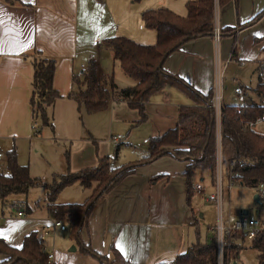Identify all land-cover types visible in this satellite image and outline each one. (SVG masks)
Returning a JSON list of instances; mask_svg holds the SVG:
<instances>
[{"label":"crops","instance_id":"1","mask_svg":"<svg viewBox=\"0 0 264 264\" xmlns=\"http://www.w3.org/2000/svg\"><path fill=\"white\" fill-rule=\"evenodd\" d=\"M113 1L119 6L117 21L119 27H124V35L141 43L156 42L154 31L142 33L136 28L137 13L131 7L130 0ZM95 2L97 1L0 0V149L3 147L7 154L16 147L18 162L28 165L33 177H39V165L33 159L36 153L33 146V109L30 104L33 70L30 60L24 54L36 48L57 60L54 86L62 97L48 111L65 121L78 109L76 102L68 98L72 89V77L86 68L90 58L97 60L101 74L114 75L115 67L118 66L123 73L116 75H127L114 62L111 51L103 54L100 48L101 38L109 37V31L104 28L102 36L103 31H100L94 40L87 38L90 32L87 26L93 17L92 8L98 10ZM121 8L124 10L120 11ZM217 11L220 30L222 27H235L234 34H226L217 53L214 47L221 38L217 39L213 34L183 44L164 63L167 71L180 76L205 94L213 90L216 76L225 75L231 63L249 65L256 77L258 67L264 61V13L259 16L264 11V0H239L237 3L231 0L222 6L218 5ZM96 39L98 42H95ZM234 44L237 47L235 57L232 56ZM94 45L95 49H92ZM88 49L94 51L93 55ZM110 59L112 66L108 67ZM125 81L127 86L135 84L131 77ZM117 84L126 87L119 82ZM223 86L225 88L224 81ZM241 86L246 87L247 84H240ZM240 87L235 88L236 93L241 92ZM249 87L252 89L246 90L245 98H257L264 103V97L260 99L253 91L254 87ZM115 100L103 111L109 110L112 131L114 128L124 129L128 134L126 140L134 149L144 142L149 144L152 136L174 128L178 122L179 107L194 102L178 86L167 84L150 97L146 105L147 119L132 125L140 118L138 109L130 107L126 101ZM112 136L114 134L110 133L108 140ZM135 136L140 140L135 139ZM94 140L92 136L77 148L71 146L66 153L64 170H61L65 173L57 170L58 172H53V177L95 167L100 158L111 157L106 150L110 148V144L102 142V146L98 144L95 149L91 144ZM147 152L148 149L146 153L131 158L127 163L143 159ZM0 170L4 172L1 167ZM187 170V161L172 155L140 164L95 205L80 231V243L73 238L68 224L67 231L53 226L51 208L47 205L48 201L45 202L47 193L35 205L16 203L15 210L6 212L7 199L5 203L0 202V238L9 246L21 248L32 232L40 234L49 230L43 243L47 246V251L53 253L51 262L54 264H101L97 257L83 250L85 247H91L99 255L106 256L111 264L172 262L199 238V220L196 206L192 202L198 184L194 186L192 171L189 177ZM188 180L191 190H194L190 198L187 191ZM74 187L82 188L79 183L68 185L50 203H82L62 201L64 190ZM19 211L24 214L19 215ZM39 241L38 237V243ZM120 244L127 248V256L117 247ZM73 246L76 247L75 250H72ZM117 254L124 259V263L116 260ZM7 257L0 253V262Z\"/></svg>","mask_w":264,"mask_h":264},{"label":"trees","instance_id":"2","mask_svg":"<svg viewBox=\"0 0 264 264\" xmlns=\"http://www.w3.org/2000/svg\"><path fill=\"white\" fill-rule=\"evenodd\" d=\"M132 1L138 3L142 0ZM229 1L231 0H218V3L222 6ZM234 1L237 3L239 0ZM263 13L264 11L259 16ZM214 14L215 0H189L186 2L185 15L164 6L146 9L142 12L141 18L146 28L156 32L155 43H139L126 35L103 38L100 46L110 50L114 62L135 80L133 86L120 87L112 75L101 74L95 58H90L86 68L72 77V89L68 98L76 102L79 112L82 110L88 113L101 112L107 109L113 100L120 99L126 101L130 107L138 109L140 118L134 124L147 119L146 105L150 97L167 84L178 86L193 99V104L179 107L178 122L174 128L150 138L148 152L143 159L124 164L112 174L107 169H100L101 163L107 165L111 161L110 156H104L95 167L60 174L54 177L52 183L44 184L41 178L31 175L28 165L18 162L17 149L13 147L6 154L7 173L0 170V202L5 203L10 196L26 195L31 188L46 185L48 189L45 202L48 201L51 215L68 224L73 238L80 243V231L87 223L95 205L140 164L149 163L164 155H172L187 161L189 177L195 168L210 169L214 175L217 139L214 111L210 104L214 87L209 93H202L180 76L164 68L167 57L179 50L183 44L214 34ZM234 32L235 27H222L220 34ZM235 44L233 57L236 55ZM24 56L30 60L33 70L30 104L35 129L38 122L52 125V117L48 115V110L62 97L54 86L57 60L36 48ZM256 77L257 84L253 91L261 99L264 97V61L259 65ZM243 88L252 89L249 86L242 87V90ZM260 121H264L262 102L223 104L220 152L223 175L229 182L254 189L260 185L264 186V134L255 129ZM37 133H40V130L37 129ZM119 148L118 145L116 153ZM74 183H79L82 187H90L96 183L98 190L82 203L56 205L50 203L66 186ZM187 184L190 198L189 180ZM259 196L258 202L264 206V192ZM38 237V233L32 232L26 237L21 248L9 246L0 238V253L8 256L0 264H54L49 261L48 252L40 248ZM199 238L184 253L177 255L174 261L161 264H218L215 231L210 228L206 241ZM247 239L246 234L241 231H230L225 234L223 264L240 262V253ZM249 245L256 250L259 263L264 264V234L261 233L249 240ZM83 250L97 257L101 264H111L106 256L99 255L91 247H85ZM116 260L125 262L119 254Z\"/></svg>","mask_w":264,"mask_h":264},{"label":"rangeland","instance_id":"3","mask_svg":"<svg viewBox=\"0 0 264 264\" xmlns=\"http://www.w3.org/2000/svg\"><path fill=\"white\" fill-rule=\"evenodd\" d=\"M96 1L97 2L95 3L98 7V10L95 7L92 8L93 17L90 19V22L87 26L88 32L90 31L87 34V38L94 40L100 31H103L101 32L102 36V34H104V28L110 32L109 37L124 35L122 33L125 31L124 27H119L117 21V17L119 15V6L116 4V2L113 0ZM130 1L131 7L136 9L137 13L136 28L138 31L146 33L145 31L154 30H149L143 25L144 23L142 21L141 15L144 10L164 6L174 10L179 14H185L186 2L188 0H142L138 3H134L132 0ZM123 10V8L120 9V11ZM134 12L135 11H132V13ZM131 16L133 17L134 15L131 14ZM95 31H97V33ZM154 33L156 32L154 31ZM225 37L226 35L220 36L221 40L214 47L215 53L221 49L222 41L225 39ZM102 39L103 38H101V41ZM97 40L98 39H96L95 42H98ZM100 48L103 51V54L106 51L110 53V50L101 46ZM92 49H95V45ZM89 51L93 55L94 51ZM111 61L112 60L110 59V62H108V67L112 66ZM116 73H123L118 66L115 67V72L112 76L115 78L117 83L119 82L121 86H127L125 85V79H128L129 76L124 74L116 75ZM220 76L225 84L224 103H249L252 100L259 102L257 98H245L244 93H246V90H244V88L242 90V87L244 86H241L240 93L235 92V88L240 87V84H247V86L249 85L252 87L256 86V77L254 74H252L249 65L241 66L237 63H231L226 70L225 75ZM48 115L52 117L53 124L49 125L43 124L41 122L37 123L36 129H34L33 140V146L36 153L34 155L32 154L34 162H38V176L41 178L44 184L53 182V172H58L57 170H64L67 150L69 151L71 146H73V148H77L78 146L82 145L87 138L90 139L92 136L95 139V144L93 142H91V144H93L95 149H97L98 144L102 146V142H108L110 144V148H107L106 150H108L107 154L111 155V161L107 165L105 163H101L100 169H107L109 173L112 172V174H114L122 165L129 162L131 158H136V156H139V154L141 155L144 152L146 153L148 149L149 144H146V142H144L142 146L140 144L139 147L135 149L132 146L130 147L128 140H126L128 134L124 132V129L114 128V131H112L113 128L110 126L111 116L109 115V110L97 113H88L85 110L79 112L77 109L73 112L71 118L68 121H65L61 117H57L55 115L53 116L49 113V111ZM134 122L132 125H136ZM116 126L121 127L120 125ZM256 128L258 131L264 134V121L258 122ZM37 129L40 130V133H37ZM110 133L114 135L121 134L123 138L119 142L108 140ZM135 139L140 140L136 136ZM118 145L120 149L116 153ZM5 161L6 153L2 147V149H0V167L3 168L4 173H7ZM216 168L214 175L210 169L201 170L200 168H195L191 172L194 186L197 184L203 186L204 192L207 195L213 193L215 190L213 181L215 180ZM61 173L65 172L61 171ZM223 186L222 216L225 222L229 216H238L244 213L249 216L264 217V206H262V204L255 199L257 192L254 188H249L240 184L231 185L226 177L224 178ZM47 189L48 188L46 185L37 186L31 188L26 195H18L20 197H9L8 201L6 202L7 204L5 206V211L7 212L15 210L16 203L21 205H35L38 199L44 198L46 196ZM97 190L98 184L96 183H93L90 187L68 188L62 193L61 199L62 201L70 200L65 202H83L86 197ZM193 191L194 190H191V193H193ZM194 193L195 195L192 202L194 206H196V215L199 220V240L206 241L207 236L210 233V228L216 225L218 222V208L214 201L207 200L206 197L202 196L199 192L196 193L194 191ZM261 201L263 200L261 199ZM201 214H204V216H201ZM68 228L69 227L67 226V230ZM39 240L40 246L43 244V240H41V238ZM256 254V250L250 247L249 240L247 239L245 241V246L240 253V262L238 264H260ZM218 260L223 261L222 253H218Z\"/></svg>","mask_w":264,"mask_h":264},{"label":"built area","instance_id":"4","mask_svg":"<svg viewBox=\"0 0 264 264\" xmlns=\"http://www.w3.org/2000/svg\"><path fill=\"white\" fill-rule=\"evenodd\" d=\"M218 0H215V24H214V36L215 38L219 39L220 37V25L218 21ZM239 91V89H236ZM224 86L223 81L220 75L216 76V82L214 85L213 95L210 100L211 107L214 111L215 116V124H216V139H217V168L215 174V182L214 187L215 190L213 193L206 194L204 192L203 186L198 184L196 186L197 192H199L202 196H205L207 200L214 201L218 208V222L216 225L212 226V229L216 233L217 237V245H218V253L223 254V239L225 234L230 231H241L244 232L249 240L255 238L257 235L263 233L264 234V217H256V216H249L247 214H240L238 216H229L226 222L223 220L222 216V204H223V182H224V175L222 169V162H221V152H220V141H221V114H222V107L224 104ZM122 135H114L112 136L111 140L115 142H119L122 139ZM231 185L234 183L229 182ZM259 194L264 192V186L260 185L259 187L255 188ZM19 215H23V211L18 212ZM53 226L55 228H59L61 231L67 230V224L60 219L53 218ZM49 230H44L39 234V239L44 240V238L49 234ZM40 248L46 252H48L47 246L43 243L40 245ZM49 261L53 259V253L48 252ZM223 261L218 260V264H222Z\"/></svg>","mask_w":264,"mask_h":264},{"label":"snow or ice","instance_id":"5","mask_svg":"<svg viewBox=\"0 0 264 264\" xmlns=\"http://www.w3.org/2000/svg\"><path fill=\"white\" fill-rule=\"evenodd\" d=\"M20 46L22 47L23 45ZM0 51H2V47H0ZM117 247H119L120 251L127 256V248L123 244L117 245Z\"/></svg>","mask_w":264,"mask_h":264},{"label":"water","instance_id":"6","mask_svg":"<svg viewBox=\"0 0 264 264\" xmlns=\"http://www.w3.org/2000/svg\"><path fill=\"white\" fill-rule=\"evenodd\" d=\"M214 120H215V117H214ZM255 199H256L257 201H260V196H259L258 193L255 195ZM75 249H76V247L73 246V247H72V250H75ZM234 264H238V262H234Z\"/></svg>","mask_w":264,"mask_h":264}]
</instances>
